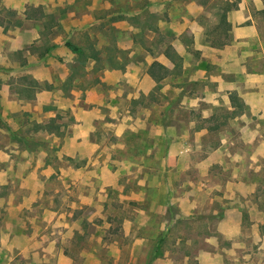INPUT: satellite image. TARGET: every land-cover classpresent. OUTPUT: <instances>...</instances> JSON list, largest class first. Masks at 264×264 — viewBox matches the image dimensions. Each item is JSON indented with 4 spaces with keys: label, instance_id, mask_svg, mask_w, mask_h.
Listing matches in <instances>:
<instances>
[{
    "label": "rangeland",
    "instance_id": "rangeland-1",
    "mask_svg": "<svg viewBox=\"0 0 264 264\" xmlns=\"http://www.w3.org/2000/svg\"><path fill=\"white\" fill-rule=\"evenodd\" d=\"M236 1L0 0V264H200L202 251L220 264H264L247 216L239 238L217 233L231 199L201 185L208 152L245 138L231 119L243 108L216 93L219 56L196 50L193 32L229 44L219 15ZM251 1L258 20L264 0L260 10ZM66 41L104 58L80 64ZM153 61L169 70L157 83L146 73ZM178 139L191 150L172 160L166 148ZM219 160L231 176L225 151ZM243 178L264 207V167ZM178 200L203 210L181 218Z\"/></svg>",
    "mask_w": 264,
    "mask_h": 264
},
{
    "label": "crops",
    "instance_id": "crops-1",
    "mask_svg": "<svg viewBox=\"0 0 264 264\" xmlns=\"http://www.w3.org/2000/svg\"><path fill=\"white\" fill-rule=\"evenodd\" d=\"M248 2L240 0L237 3V8L232 9L226 13V22L230 25V41L229 44L216 49L209 46L201 36L200 32H193L194 34V48L202 52H215V65L221 70V75L215 79L216 93L220 94L224 104L227 108L233 111V107L229 101V95L235 93L237 98L243 103V110L232 114L231 119L237 122H244L240 126V131L243 129L244 140L241 143V148L236 147L233 143L229 146L225 145V141H219L218 144L208 152L206 157V165L208 173L206 175L204 189L209 192L218 193L224 191L225 197L231 199V205L224 209V212L216 217L217 233L224 239L234 240L240 237L242 233L244 216L248 217V230L251 231L250 241L252 245H257L258 249L264 247V207L258 205L260 198L255 195L256 185L254 182L244 184V174L246 172L257 173L264 167V126L257 128L256 123L252 124L249 119H260L264 122V14L260 19H256L250 12ZM258 0H252L250 4L256 6V10H260L261 6L257 5ZM22 10V8H21ZM22 11V21L30 20L31 17H26ZM202 39V40H201ZM249 43H257L261 52L258 54L253 50L242 48ZM39 53H45L41 51ZM42 54V55H43ZM34 55V54H33ZM253 58H258L261 63L258 68L248 65V61ZM33 61H27L21 68L31 64ZM168 67V65H166ZM210 92L206 91L204 96L209 97ZM204 117L211 118L212 114L204 113ZM245 119V120H244ZM255 125V126H254ZM207 130H204L206 132ZM238 137H241L238 136ZM225 145V146H224ZM157 148V147H156ZM204 151L201 144H195L194 150ZM157 150V149H156ZM191 145L186 143L184 139L170 141L166 148V154L170 159L174 160L177 154H186L190 152ZM225 151L227 156L231 159V176L223 174L224 168L219 169L220 153ZM213 157L215 159L212 162ZM203 161V160H202ZM149 162V167L153 168ZM220 166V165H219ZM217 168V171H213ZM225 175V176H223ZM264 182V181H263ZM205 185V186H204ZM245 188L247 193L243 194L238 188ZM205 191V192H206ZM236 191V192H235ZM204 192V193H205ZM192 201V200H191ZM182 201L178 203L181 204ZM261 202V200H260ZM264 202V200L262 201ZM183 203V202H182ZM176 208V213L181 218L191 217L199 214L203 207L200 204L187 202L179 205ZM260 232V233H259ZM252 238V239H253ZM211 242V241H210ZM198 263L220 264L224 261V257H220L217 253L200 252L196 257ZM230 260H233L230 257ZM249 260V256H248ZM235 262V261H234ZM236 263V262H235ZM233 264V263H230Z\"/></svg>",
    "mask_w": 264,
    "mask_h": 264
},
{
    "label": "trees",
    "instance_id": "trees-1",
    "mask_svg": "<svg viewBox=\"0 0 264 264\" xmlns=\"http://www.w3.org/2000/svg\"><path fill=\"white\" fill-rule=\"evenodd\" d=\"M236 8H237V1L233 5L225 4V6L222 7V12L219 15V23L225 26V30H229V25L226 22V13ZM36 10H38L37 12L39 14L38 18H40L41 16L40 9L37 8ZM26 17H29V16L26 15ZM43 28H47V26L43 24ZM226 36L227 35L225 32L224 39L226 38ZM206 39L209 42V45L211 47H222L228 44L227 42H223V41H220V42L214 41L213 39H209L208 37H206ZM65 46L72 52V54L75 55L76 61L80 64H84L88 60L92 61L94 64H97L104 58V55H102L101 51L96 50L94 46H86L87 48H81L80 46L71 44L68 41L65 42ZM164 55L166 57L171 56L168 52H164ZM106 56H107L106 61L108 65H110L111 68L114 67L113 66L114 63H117V62L113 61L112 55L110 53H107ZM168 71H169L168 68H166L163 64L157 61H153L149 65L146 73H147V76L152 81L157 83L163 80L168 75ZM229 101L232 107L242 110L243 103L237 98L235 93H231L229 95Z\"/></svg>",
    "mask_w": 264,
    "mask_h": 264
}]
</instances>
